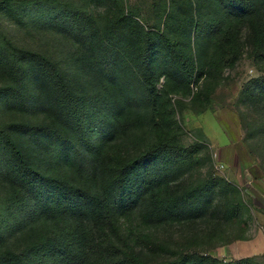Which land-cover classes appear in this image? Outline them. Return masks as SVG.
Wrapping results in <instances>:
<instances>
[{
	"label": "rangeland",
	"instance_id": "rangeland-1",
	"mask_svg": "<svg viewBox=\"0 0 264 264\" xmlns=\"http://www.w3.org/2000/svg\"><path fill=\"white\" fill-rule=\"evenodd\" d=\"M254 1L264 20V0ZM218 11L207 0H0V138L11 135L42 174L85 191L98 192L102 177L78 173L21 131L54 119L35 100L45 84L29 54L19 56L22 82L7 75L14 48L52 61L86 108L102 92L97 59L110 30L129 51L149 33L163 35L193 63L190 89L177 90L169 74L157 83L160 92L169 84L168 132L188 151L149 163L165 185L139 195L111 233L85 208L77 217L39 209L0 166V254L24 264H78L80 253L84 264H130L131 252L146 264H264V35L233 23L223 40L214 30L230 22ZM153 46L159 67L176 64L160 42ZM103 97L96 110L108 105ZM139 114L140 126L107 143L108 162L158 145L154 114Z\"/></svg>",
	"mask_w": 264,
	"mask_h": 264
},
{
	"label": "trees",
	"instance_id": "trees-1",
	"mask_svg": "<svg viewBox=\"0 0 264 264\" xmlns=\"http://www.w3.org/2000/svg\"><path fill=\"white\" fill-rule=\"evenodd\" d=\"M207 1L230 22L224 32L225 22L214 30L215 34L222 31L228 36L223 40L229 39L233 23H246L263 37L264 20L254 0ZM113 31L116 30L108 31L110 35L103 41L105 48L101 49L97 59L102 92L88 102L87 108L85 98L82 102L63 72L45 56L14 48L16 54L4 63L7 75L20 83L23 70L19 56L29 54L35 60L45 84V89L35 100L38 107L54 120L47 126L20 124L21 131L57 161L78 173L101 176L98 192L85 191L56 175L42 174L14 137L4 134L0 138V166L8 181L25 189L38 202L39 209L46 205L56 206L63 213L77 217L85 208L87 213L106 224L111 233L117 232L120 219L125 217L139 195L152 193L156 187L167 183L157 182L159 177L149 172V163L156 156H164L165 152L176 155L188 152L177 145L175 135L168 132L171 127L167 121L173 115L167 92L169 84L160 92L157 83L163 75L169 74L167 76L173 80L176 89L181 91L190 89L193 77V63L179 49L180 46L171 45L163 35L152 38L149 33L145 42L129 51L125 47L131 48L128 41H121L119 34L113 36ZM154 41L160 42L162 49L167 50L166 59L174 60L176 64L167 63V67H159V52L153 46ZM103 96L108 99V105L96 110L93 103ZM144 108L154 114L152 126L157 132L158 145L129 159L108 162L105 157L107 143L120 132L140 126L144 119L139 112ZM126 258H130V264H146L140 253H128ZM0 261L3 264H24L7 253L0 254ZM77 263L84 264L82 253L78 255Z\"/></svg>",
	"mask_w": 264,
	"mask_h": 264
}]
</instances>
